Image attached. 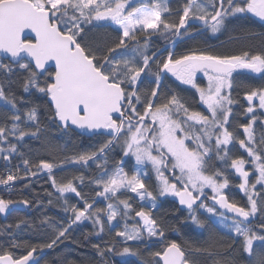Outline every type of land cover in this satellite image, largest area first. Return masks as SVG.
Listing matches in <instances>:
<instances>
[{"label":"snow or ice","instance_id":"obj_1","mask_svg":"<svg viewBox=\"0 0 264 264\" xmlns=\"http://www.w3.org/2000/svg\"><path fill=\"white\" fill-rule=\"evenodd\" d=\"M253 18L264 27V0H0V186L30 188L44 172L55 189L45 190L47 205L58 193L71 213L55 220L41 199L0 196L5 218L18 206L40 213L0 224V264H55L45 250L65 242L94 251L86 264H264V32L247 26ZM202 30L249 44L217 54L198 39ZM154 37L168 47L156 48ZM179 45L186 50L177 53ZM240 70L262 83L240 82L245 119L233 126ZM169 74L195 88L204 110L166 85ZM73 135L104 139L77 150ZM125 158H134L133 171ZM71 166L77 174L57 179ZM232 180L243 203L225 193ZM168 197L182 206L173 213L187 211L175 223L161 210ZM85 221L92 230L80 242L72 233ZM192 226L202 241L182 230ZM25 233L50 237L30 242Z\"/></svg>","mask_w":264,"mask_h":264},{"label":"trees","instance_id":"obj_2","mask_svg":"<svg viewBox=\"0 0 264 264\" xmlns=\"http://www.w3.org/2000/svg\"><path fill=\"white\" fill-rule=\"evenodd\" d=\"M173 5H175V0H173ZM253 23L248 24V27H252L257 32H264V27H261L260 22L253 18ZM204 31L203 37H198L200 40H207V44L211 47V50L217 54H233L238 53L241 50L248 47L249 42L244 40L243 38L239 40H230L229 36L230 33H224V34H217L216 36H212L210 33H208L206 30ZM238 34V33H237ZM154 40V46L156 48H159L161 51H164L165 48L168 47V44L163 39H157L153 38ZM192 42L190 41L189 44ZM252 43H255L257 47H259V40H255ZM186 50L185 45H179L176 47L175 51L177 53L183 52ZM166 55V52L164 53ZM237 75V74H234ZM240 82H245L248 84L253 85H259L262 83L260 78L250 72H240L239 75H237V87L233 91V96L236 97L239 101V104L234 106V111L237 114V120L233 122V126L237 122H242L244 120L243 116V107H246V103L244 102L243 96L245 89L240 86ZM166 85L171 87L173 90H175L179 95H181L185 101L194 109L201 110L202 107L198 101V97L195 94L193 90H191L189 87H186L178 82H176L174 79H172L169 75L167 80L165 81ZM199 86H202L201 83L198 82ZM104 137H80L77 135H73L71 138V143L74 148L77 150H93L89 146L90 145H97V141H102ZM82 146V149H81ZM242 151L238 149L234 150V155L240 154ZM114 160H119L120 154L119 150L113 154H111ZM130 165L131 161L130 159L125 158V164L124 168L130 172ZM88 171H94V169L88 170ZM57 172V179L61 178H70L73 174H77V169L75 166L69 167L67 171L60 172L59 170H56ZM238 180H232V183L230 184L229 188L225 191L226 194H229L230 198H235L238 202L243 203L242 200V194L237 190V187L235 185L238 183ZM147 184L151 188V184L149 181ZM45 190L48 192H55V189L52 188L50 181L47 178L46 173L42 172L40 175L36 178H33V183L31 184L30 188H24L23 182H16L15 187L9 192V191H2L0 190V196H3L4 198L13 199V200H19L21 198H26L30 200L35 199H41L44 201V209H46L47 214L51 217H53L55 220H60L61 218L67 219L70 217V213H65L60 208L59 204L56 203V196L59 194L56 193L55 196L52 197L53 199V205L49 206L47 205V199L48 197L45 195ZM85 194L91 198L94 196V193L90 191L88 187L84 188ZM69 196L73 197L70 199V203H76L79 198L74 197V194H68ZM126 196H131L128 193H125ZM133 203V206L136 207L138 202L137 200L131 201ZM161 210L162 212L167 210L168 215L165 217L169 222L175 223V218L177 216L179 217H186L187 212L186 211H180L173 213L171 210L173 208H179L178 205L169 198L165 199L161 203ZM98 206H104L103 203H101ZM40 215L39 212L36 211L35 208L29 210L24 209L23 206H18V210L14 212L12 215L5 218L4 216L1 217L0 215V224H6L9 222H14L17 219L20 218H31L36 219ZM190 223V222H189ZM92 229L90 228L89 224L83 223V225L79 227L74 226V231L72 233L73 237L80 242L84 241V236L86 233L90 232ZM188 238H191L195 241H202L204 239V236L200 235L202 230L196 229L195 226H192L191 228H185L182 229ZM221 235H223V231L220 230ZM171 236L175 237V234H170ZM50 233H41L39 235L31 234V233H25L24 239L30 240V242H44L47 239H49ZM113 234L109 236H105V239H113ZM93 242H98V238L92 237L91 238ZM132 244V243H130ZM65 257L71 258L77 262L83 261L86 262L89 260H96V256L94 251L90 247H80L77 243L72 242H65V244L60 245L58 249H56L54 252L50 250H45L44 258L49 261H54L55 264H63V259ZM117 261V264L121 261L118 257L114 258ZM130 264H140V261L136 257H130L128 259ZM43 264V262H42Z\"/></svg>","mask_w":264,"mask_h":264},{"label":"rangeland","instance_id":"obj_3","mask_svg":"<svg viewBox=\"0 0 264 264\" xmlns=\"http://www.w3.org/2000/svg\"><path fill=\"white\" fill-rule=\"evenodd\" d=\"M248 72L247 70H240V72ZM239 72V73H240ZM235 74V73H234ZM255 75V74H254ZM171 76V75H170ZM172 79H174L175 80V77H172ZM175 81H177V80H175ZM179 82V81H178ZM198 82L199 83H201V85L202 86H204V87H206V85H207V78L203 75V73H197L196 74V83L198 84ZM180 83V82H179ZM183 85V84H182ZM184 86H186V87H189L191 90H193L194 92H195V94L197 95V97H198V101H199V93H197L196 92V90H195V88H193L191 85H184ZM201 107H202V109L201 110H204L203 109V106L201 105ZM242 151V150H241ZM127 159H130V161H131V165H130V172L131 171H133L134 170V168H135V160H134V158H127ZM125 171H127L126 169H125ZM150 182V183H152L151 184V188H153V190H154V187H155V177H154V174L152 175V178L151 179H148V180H146V183L147 182ZM227 189H225V191H226ZM237 190H238V188H237ZM239 191V190H238ZM240 192V191H239ZM128 194H130L131 196H135V194H132V193H128ZM242 194V193H241ZM243 195V194H242ZM169 198V197H168ZM137 200V202L139 203V201H138V199H136ZM165 199H161V201H160V203L162 202V201H164ZM202 211V210H201ZM70 215H71V213H70ZM85 223H87V224H89V226H90V228L92 229V226H91V222L90 221H85ZM115 223V222H114ZM106 231H107V226H106ZM221 231H225V230H223V229H221ZM111 234H113V236L115 235L114 234V232L113 233H111ZM107 236H109V235H107ZM114 238V237H113ZM130 243H133V242H129V244ZM120 260H125V259H128V258H130V257H118Z\"/></svg>","mask_w":264,"mask_h":264},{"label":"water","instance_id":"obj_4","mask_svg":"<svg viewBox=\"0 0 264 264\" xmlns=\"http://www.w3.org/2000/svg\"><path fill=\"white\" fill-rule=\"evenodd\" d=\"M50 63H51V62H50ZM198 73H201V72H198ZM169 75H170V74H169ZM244 102L246 103L245 100H244ZM85 137H87V136H85ZM170 199L173 200V201L178 205V207L182 209V206L179 205V203H178V199H177V198L170 197ZM183 211H186V210H183ZM222 211H223V210H222ZM186 212H187V211H186ZM0 215H1V217H3L2 214H0ZM229 215H231V214H229Z\"/></svg>","mask_w":264,"mask_h":264},{"label":"built area","instance_id":"obj_5","mask_svg":"<svg viewBox=\"0 0 264 264\" xmlns=\"http://www.w3.org/2000/svg\"><path fill=\"white\" fill-rule=\"evenodd\" d=\"M0 190H2V191H7V190H5V188H4V186H0Z\"/></svg>","mask_w":264,"mask_h":264},{"label":"flooded vegetation","instance_id":"obj_6","mask_svg":"<svg viewBox=\"0 0 264 264\" xmlns=\"http://www.w3.org/2000/svg\"><path fill=\"white\" fill-rule=\"evenodd\" d=\"M170 76V75H169ZM171 77V76H170ZM172 78V77H171ZM176 82H178V81H176ZM179 83V82H178ZM181 84V83H180ZM244 119H245V117H244Z\"/></svg>","mask_w":264,"mask_h":264}]
</instances>
